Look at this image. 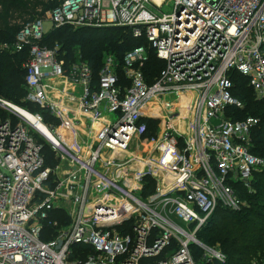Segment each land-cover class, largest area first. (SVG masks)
Returning <instances> with one entry per match:
<instances>
[{
  "label": "built area",
  "instance_id": "built-area-1",
  "mask_svg": "<svg viewBox=\"0 0 264 264\" xmlns=\"http://www.w3.org/2000/svg\"><path fill=\"white\" fill-rule=\"evenodd\" d=\"M166 1L62 0L4 45L28 50L26 100L40 111L23 109L54 134L47 139L60 160L46 166L30 134L46 138L37 125L18 113L0 118V264H199L194 247L203 261L227 260L198 233L217 209H244L236 185L252 191L264 173V158L251 152L258 119L225 116L243 106L232 71L264 97V0H172L165 13ZM62 27L130 28L146 44L122 67L107 55L95 75L88 62L60 57L59 43H42ZM149 50L165 62L152 83L143 70ZM51 79L81 87L78 115L55 98ZM43 112L75 134L63 137ZM148 119L159 121L156 136L146 135ZM56 209L70 222L44 241L43 221Z\"/></svg>",
  "mask_w": 264,
  "mask_h": 264
},
{
  "label": "trees",
  "instance_id": "trees-1",
  "mask_svg": "<svg viewBox=\"0 0 264 264\" xmlns=\"http://www.w3.org/2000/svg\"><path fill=\"white\" fill-rule=\"evenodd\" d=\"M62 0H0V98L16 103L32 112L40 111L39 107L26 100V70L28 50L14 52L5 49L4 45H13L17 35L27 23L44 17L46 12L57 7ZM42 43L53 47L61 46V55L67 62L78 58L88 62L95 75H98L107 55H114L122 67L126 54L135 47L144 45L143 39L133 36L130 28L103 27L52 28ZM77 55V57H76ZM165 62L158 58L153 50H149L148 60L143 70L149 83L160 75ZM121 72V69H119ZM122 74V72H121ZM233 81L232 94L242 102V107L228 106L225 116L233 120H244L256 117L258 124L252 129L251 152L264 158V97L258 98L249 85V80L238 71L230 72ZM124 79V76H123ZM124 82L125 79H124ZM0 109V116H4ZM47 124L57 125L59 119L48 112H43ZM9 117V116H8ZM6 117V118H8ZM5 118V119H6ZM13 118V117H12ZM15 121L18 118L14 119ZM147 137L156 136L159 121L148 119ZM42 144V153L46 166L55 168L58 161L54 160V152L49 150L43 137L38 140ZM253 190L249 191L242 185H236L246 207L241 211L219 208L198 233V238L210 246L219 245L226 253L225 262L203 261L200 249L194 247L193 254L199 264H264V173L255 176ZM147 181H151L147 178ZM152 190V187L151 189ZM57 222V225H55ZM70 218L65 210L56 209L48 214L43 221L41 239L52 240L57 229L68 225ZM79 251L92 252L90 247H78ZM84 256V255H83Z\"/></svg>",
  "mask_w": 264,
  "mask_h": 264
},
{
  "label": "rangeland",
  "instance_id": "rangeland-1",
  "mask_svg": "<svg viewBox=\"0 0 264 264\" xmlns=\"http://www.w3.org/2000/svg\"><path fill=\"white\" fill-rule=\"evenodd\" d=\"M172 10H173L172 0H167L166 3H165V5L162 7V11L165 12V13H170V12H172ZM45 27H46V28H48V27L50 28V23H46V24H45ZM76 57H77V55H76ZM0 99H1V98H0ZM4 100H6V99H4ZM6 101H8V102H10V103H12V104L18 106V105H17L16 103H14V102H11V101H9V100H6ZM0 109L5 113L4 116H0L1 119H4V118H6V117H8V116H9V117H13V119L18 118L17 113H16L13 109H11L10 107H8V106H4V105H1V104H0ZM18 120H20V118H18ZM52 124L56 127V129H58L59 133H60L63 137L71 138V137H72V134H75V133L72 131L71 127L68 125V123H66V122H64V121H61L60 119H59V123H58L57 125H55L54 123H52ZM87 133H89V134H87ZM30 134H31L36 140H39V139H40V135H39L37 132H35L33 129H31ZM92 134H93V132H88V131H86V133H81L82 137H84L86 140H89ZM58 136H59V138H60V135H58ZM66 138H65V139H66ZM60 139H61V138H60ZM43 141H44V143H46L48 149H49V150H52V151L54 152V160H56V161L60 160V158H59V156H58V154H57L58 152H56V151L54 150V145H53V143H52L50 140H48L47 138H43ZM59 153H60V155H61V151H60V150H59ZM148 178H149L150 180H152V183H153L154 186L157 185V182H156V181L153 182V178H152V177L149 176ZM216 246H219V245H216Z\"/></svg>",
  "mask_w": 264,
  "mask_h": 264
},
{
  "label": "crops",
  "instance_id": "crops-1",
  "mask_svg": "<svg viewBox=\"0 0 264 264\" xmlns=\"http://www.w3.org/2000/svg\"><path fill=\"white\" fill-rule=\"evenodd\" d=\"M50 81L54 86L52 91L55 98H58L61 104L70 109L71 115H78L81 87L75 86L64 79H51Z\"/></svg>",
  "mask_w": 264,
  "mask_h": 264
},
{
  "label": "bare ground",
  "instance_id": "bare-ground-1",
  "mask_svg": "<svg viewBox=\"0 0 264 264\" xmlns=\"http://www.w3.org/2000/svg\"><path fill=\"white\" fill-rule=\"evenodd\" d=\"M12 109L18 113L19 115L24 116L25 118H27L31 123H34L35 125H37V128L40 129V131L44 132L46 138L50 139V140H54L56 141L57 139L55 138L54 134L47 129L44 125L36 122L35 117L33 115H31L29 112H27L26 110H24L22 107L20 106H16L14 104H11Z\"/></svg>",
  "mask_w": 264,
  "mask_h": 264
}]
</instances>
